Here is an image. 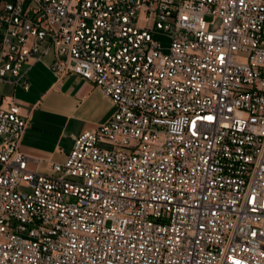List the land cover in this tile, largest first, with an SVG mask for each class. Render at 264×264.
<instances>
[{"label": "built area", "instance_id": "obj_1", "mask_svg": "<svg viewBox=\"0 0 264 264\" xmlns=\"http://www.w3.org/2000/svg\"><path fill=\"white\" fill-rule=\"evenodd\" d=\"M48 55L115 107L64 162L21 151ZM0 84V264H264V0H0Z\"/></svg>", "mask_w": 264, "mask_h": 264}, {"label": "crops", "instance_id": "obj_2", "mask_svg": "<svg viewBox=\"0 0 264 264\" xmlns=\"http://www.w3.org/2000/svg\"><path fill=\"white\" fill-rule=\"evenodd\" d=\"M51 61L48 55L30 67L25 65L29 68L30 90L16 94L29 122L21 151L43 161L64 162L75 139L106 122L115 107L101 90L80 76L57 80L50 69ZM57 155L62 158L55 160Z\"/></svg>", "mask_w": 264, "mask_h": 264}, {"label": "rangeland", "instance_id": "obj_3", "mask_svg": "<svg viewBox=\"0 0 264 264\" xmlns=\"http://www.w3.org/2000/svg\"><path fill=\"white\" fill-rule=\"evenodd\" d=\"M156 38L163 44V47L166 49L167 48V45H168L167 38H165V37H163L161 35H157ZM9 93H10V87L9 86H6L4 84H0V98H1V95H3V94H9ZM61 158H62L61 155H57L55 157V160H60Z\"/></svg>", "mask_w": 264, "mask_h": 264}]
</instances>
